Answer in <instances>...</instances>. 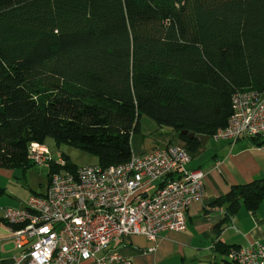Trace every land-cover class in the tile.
Masks as SVG:
<instances>
[{"label": "trees", "instance_id": "16d2710c", "mask_svg": "<svg viewBox=\"0 0 264 264\" xmlns=\"http://www.w3.org/2000/svg\"><path fill=\"white\" fill-rule=\"evenodd\" d=\"M246 90L264 91V0H0V167L26 170L45 137L125 162L141 114L195 153L182 131L212 137ZM262 200L264 177L214 204Z\"/></svg>", "mask_w": 264, "mask_h": 264}, {"label": "built area", "instance_id": "2783aa9c", "mask_svg": "<svg viewBox=\"0 0 264 264\" xmlns=\"http://www.w3.org/2000/svg\"><path fill=\"white\" fill-rule=\"evenodd\" d=\"M230 110L213 138L233 143L264 134V91L233 93ZM48 156L42 143H29L30 161L44 163ZM189 160L183 146L168 143L131 153L119 164L53 172L45 192L3 210L14 245L21 249L12 264H130L112 249L120 237L140 234L156 241L163 231H182L188 207L202 199L204 173L188 169ZM226 257L234 264H264V230L262 241L230 247Z\"/></svg>", "mask_w": 264, "mask_h": 264}, {"label": "crops", "instance_id": "0c3cea01", "mask_svg": "<svg viewBox=\"0 0 264 264\" xmlns=\"http://www.w3.org/2000/svg\"><path fill=\"white\" fill-rule=\"evenodd\" d=\"M156 129L148 133L147 139L146 132L132 134L131 153L139 155L171 141L183 146L176 131L158 134L160 131ZM186 167L204 173L202 199L188 207L182 231H163L156 241L140 234L120 237L112 249L128 258L130 264H223L227 251L221 252L219 245L220 248L245 247L262 241L264 200L255 211L241 204L233 213L228 212L226 204L216 205L214 201L234 185L264 177V144H252L247 137H240L233 143L209 137L198 151L190 153ZM17 170L0 167L3 190L0 193V264H12L21 252L14 245L8 225L2 221L4 208L21 207L25 202L19 192L8 186L17 177ZM39 194L42 192L35 193ZM79 264H92V261Z\"/></svg>", "mask_w": 264, "mask_h": 264}, {"label": "rangeland", "instance_id": "374dc122", "mask_svg": "<svg viewBox=\"0 0 264 264\" xmlns=\"http://www.w3.org/2000/svg\"><path fill=\"white\" fill-rule=\"evenodd\" d=\"M139 126L141 131L139 130V132L136 133L146 132V139L148 133L156 128V130L160 131L158 134L166 132L169 134L172 133L170 128L158 127L154 120L145 114L140 115ZM173 142L174 141H171L170 144H173ZM42 145H44L48 151L49 160L40 164L33 163L26 168V170L18 169L16 171L17 179L14 178L8 184L9 187L14 189V192H19L18 194L21 198H24L25 201L30 195H35L37 192H45L48 186V172L51 169V165H56L60 172H65L67 171V167L62 166L65 162L75 167L97 162V157L94 154L66 142H56L52 137H45L42 141Z\"/></svg>", "mask_w": 264, "mask_h": 264}, {"label": "water", "instance_id": "95a60500", "mask_svg": "<svg viewBox=\"0 0 264 264\" xmlns=\"http://www.w3.org/2000/svg\"><path fill=\"white\" fill-rule=\"evenodd\" d=\"M182 134H184L187 138H195L197 139L202 145L206 143V141L209 139V136L202 135V134H195L194 132H187L182 131ZM259 136V135H257Z\"/></svg>", "mask_w": 264, "mask_h": 264}]
</instances>
